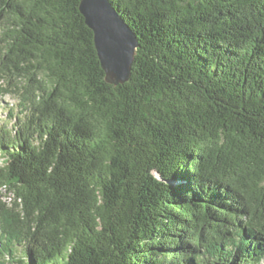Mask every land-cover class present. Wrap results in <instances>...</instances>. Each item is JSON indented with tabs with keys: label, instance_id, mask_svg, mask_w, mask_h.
<instances>
[{
	"label": "trees",
	"instance_id": "trees-1",
	"mask_svg": "<svg viewBox=\"0 0 264 264\" xmlns=\"http://www.w3.org/2000/svg\"><path fill=\"white\" fill-rule=\"evenodd\" d=\"M80 1L0 0V264H261L264 0H109L122 84Z\"/></svg>",
	"mask_w": 264,
	"mask_h": 264
},
{
	"label": "water",
	"instance_id": "water-1",
	"mask_svg": "<svg viewBox=\"0 0 264 264\" xmlns=\"http://www.w3.org/2000/svg\"><path fill=\"white\" fill-rule=\"evenodd\" d=\"M78 9L93 32L105 81L113 84L126 82L138 47L136 34L109 0H81Z\"/></svg>",
	"mask_w": 264,
	"mask_h": 264
},
{
	"label": "rangeland",
	"instance_id": "rangeland-1",
	"mask_svg": "<svg viewBox=\"0 0 264 264\" xmlns=\"http://www.w3.org/2000/svg\"><path fill=\"white\" fill-rule=\"evenodd\" d=\"M17 103L16 97L10 93L1 94L0 93V127L7 124V108L13 106ZM1 161V157H0ZM12 195L5 188H0V200L3 202H9ZM261 264H264V259Z\"/></svg>",
	"mask_w": 264,
	"mask_h": 264
}]
</instances>
